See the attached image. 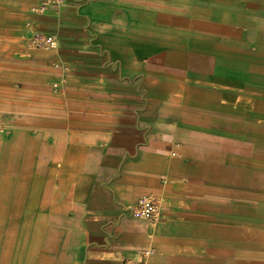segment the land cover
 Wrapping results in <instances>:
<instances>
[{
	"label": "crops",
	"instance_id": "0c3cea01",
	"mask_svg": "<svg viewBox=\"0 0 264 264\" xmlns=\"http://www.w3.org/2000/svg\"><path fill=\"white\" fill-rule=\"evenodd\" d=\"M31 16L0 72V264H264V0ZM143 196L161 222L131 216Z\"/></svg>",
	"mask_w": 264,
	"mask_h": 264
},
{
	"label": "rangeland",
	"instance_id": "374dc122",
	"mask_svg": "<svg viewBox=\"0 0 264 264\" xmlns=\"http://www.w3.org/2000/svg\"><path fill=\"white\" fill-rule=\"evenodd\" d=\"M39 8H47V5L45 3L37 6L27 5L23 0H0V72H2L1 65L3 62H6L10 58H14L17 54L13 49H9L16 43L14 41L15 38H13L8 32L13 29H19L21 34H23V37H25L24 32L26 28L33 25L31 15L39 14L37 13V9L39 10ZM17 37H19V35ZM22 42L25 43L27 49L30 51L36 50L27 40L22 39ZM1 76H4V74L0 73V86H4L5 90L4 94L0 95V97L6 98V101L4 107L0 105V125L4 121V118L2 117L4 115V113H2L3 109L5 108L7 116L12 115L13 104L15 102L14 83L10 80H5L4 77Z\"/></svg>",
	"mask_w": 264,
	"mask_h": 264
},
{
	"label": "built area",
	"instance_id": "2783aa9c",
	"mask_svg": "<svg viewBox=\"0 0 264 264\" xmlns=\"http://www.w3.org/2000/svg\"><path fill=\"white\" fill-rule=\"evenodd\" d=\"M64 0H44L48 6L59 5ZM47 8L37 9V13H44ZM32 47L39 50H52L58 47V40L55 36L48 35L38 28H34L29 38ZM130 214L133 218L143 219L150 223L161 222L163 214V200L160 196H143L131 207ZM154 254V249L149 247L140 252L144 259L150 258Z\"/></svg>",
	"mask_w": 264,
	"mask_h": 264
},
{
	"label": "bare ground",
	"instance_id": "6f19581e",
	"mask_svg": "<svg viewBox=\"0 0 264 264\" xmlns=\"http://www.w3.org/2000/svg\"><path fill=\"white\" fill-rule=\"evenodd\" d=\"M43 1H44V0H42V4L44 3ZM42 4H41V5H42ZM36 50H39V49H36ZM43 51H48V50H43Z\"/></svg>",
	"mask_w": 264,
	"mask_h": 264
}]
</instances>
